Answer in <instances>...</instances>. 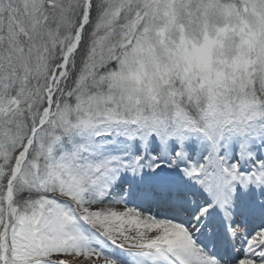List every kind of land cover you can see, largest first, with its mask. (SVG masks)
<instances>
[{
	"label": "snow or ice",
	"instance_id": "6c2138e0",
	"mask_svg": "<svg viewBox=\"0 0 264 264\" xmlns=\"http://www.w3.org/2000/svg\"><path fill=\"white\" fill-rule=\"evenodd\" d=\"M0 264H264V0H0Z\"/></svg>",
	"mask_w": 264,
	"mask_h": 264
}]
</instances>
